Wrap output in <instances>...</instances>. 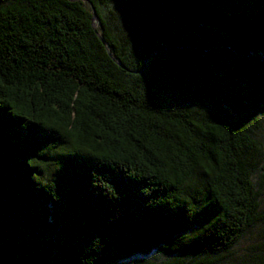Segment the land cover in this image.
Instances as JSON below:
<instances>
[{
	"label": "trees",
	"instance_id": "obj_1",
	"mask_svg": "<svg viewBox=\"0 0 264 264\" xmlns=\"http://www.w3.org/2000/svg\"><path fill=\"white\" fill-rule=\"evenodd\" d=\"M263 120L264 0H0V264H264Z\"/></svg>",
	"mask_w": 264,
	"mask_h": 264
},
{
	"label": "rangeland",
	"instance_id": "obj_2",
	"mask_svg": "<svg viewBox=\"0 0 264 264\" xmlns=\"http://www.w3.org/2000/svg\"><path fill=\"white\" fill-rule=\"evenodd\" d=\"M258 138L260 141L264 144V120L261 122V128L258 131ZM261 232V231H260ZM260 232L257 230L253 234H251L246 240L242 242V244L238 247L236 250L234 257L237 258V260H242L241 257L248 252V250H252L251 247H255L260 239L259 234Z\"/></svg>",
	"mask_w": 264,
	"mask_h": 264
}]
</instances>
